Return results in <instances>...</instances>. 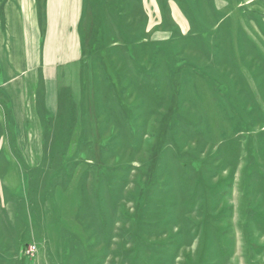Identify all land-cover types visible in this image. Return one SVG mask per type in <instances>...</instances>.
I'll return each mask as SVG.
<instances>
[{"label": "rangeland", "instance_id": "rangeland-1", "mask_svg": "<svg viewBox=\"0 0 264 264\" xmlns=\"http://www.w3.org/2000/svg\"><path fill=\"white\" fill-rule=\"evenodd\" d=\"M100 2L0 153V264H264V0Z\"/></svg>", "mask_w": 264, "mask_h": 264}, {"label": "crops", "instance_id": "crops-1", "mask_svg": "<svg viewBox=\"0 0 264 264\" xmlns=\"http://www.w3.org/2000/svg\"><path fill=\"white\" fill-rule=\"evenodd\" d=\"M100 5V0H0V124L15 132V138L0 134L6 161L16 157L11 148L32 150L35 141L25 132L37 129L46 108L55 112L58 68H79L89 60L86 44Z\"/></svg>", "mask_w": 264, "mask_h": 264}, {"label": "built area", "instance_id": "built-area-1", "mask_svg": "<svg viewBox=\"0 0 264 264\" xmlns=\"http://www.w3.org/2000/svg\"><path fill=\"white\" fill-rule=\"evenodd\" d=\"M33 248L35 249L34 246H31L29 249L27 248V255L29 256L33 252ZM30 253V254H29Z\"/></svg>", "mask_w": 264, "mask_h": 264}]
</instances>
